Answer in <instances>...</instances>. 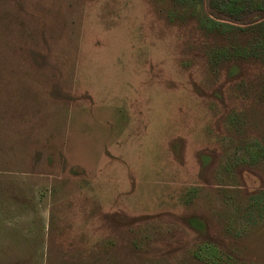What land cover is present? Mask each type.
Segmentation results:
<instances>
[{
	"label": "rangeland",
	"instance_id": "obj_1",
	"mask_svg": "<svg viewBox=\"0 0 264 264\" xmlns=\"http://www.w3.org/2000/svg\"><path fill=\"white\" fill-rule=\"evenodd\" d=\"M178 7L0 0V264H264V62Z\"/></svg>",
	"mask_w": 264,
	"mask_h": 264
},
{
	"label": "trees",
	"instance_id": "obj_2",
	"mask_svg": "<svg viewBox=\"0 0 264 264\" xmlns=\"http://www.w3.org/2000/svg\"><path fill=\"white\" fill-rule=\"evenodd\" d=\"M164 1V0H162ZM179 7L180 12L187 17H190L199 22V24L207 30L213 32L230 35L235 34L234 29L246 34L249 33L255 37V41H250L248 47L244 51L236 50L235 54L238 56H252L264 62V0H172ZM227 13V15L252 16L253 19L244 26L236 25L235 23L223 21L216 15L218 13ZM231 29V30H230ZM241 71L240 63L234 61L228 68V75L234 77L239 75ZM201 170L203 171L209 164L211 155L207 153H200ZM117 215V214H116ZM114 217H120L113 215ZM183 220L186 224L197 232L201 239H204V246L201 248L199 255H206L209 253L210 258H215L219 248L213 243L210 236L207 222L205 219L197 214L184 216ZM128 223V222H127ZM222 258V257H220Z\"/></svg>",
	"mask_w": 264,
	"mask_h": 264
}]
</instances>
